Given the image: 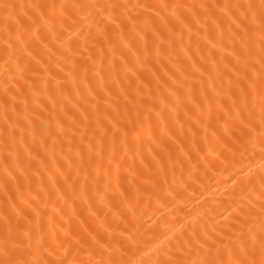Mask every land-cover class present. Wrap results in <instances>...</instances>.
Here are the masks:
<instances>
[{
	"label": "snow or ice",
	"instance_id": "1",
	"mask_svg": "<svg viewBox=\"0 0 264 264\" xmlns=\"http://www.w3.org/2000/svg\"><path fill=\"white\" fill-rule=\"evenodd\" d=\"M0 13V58L3 59L5 73L11 71L10 65L17 70L19 80H24V86L29 90L31 103L38 110L29 112L27 97L19 102L25 113L23 119L28 134L40 151L33 155L25 148L26 166L20 168L19 177L13 178H23L30 186L32 177L42 175L41 169L47 168L46 158L56 169L49 176L54 192L45 193L47 199L40 201L39 197L29 198L21 194L19 203L9 198V203L0 213V221L3 222L0 264H122V261L111 257L93 261L90 256L86 262L77 260L75 256L69 257L73 249L77 254L88 248L111 251L109 241L104 240L100 233L85 229L77 236L70 230L71 221L77 215L78 200L88 203L91 213L89 180L96 194L100 195L101 181L105 189L113 186V180L117 189L123 188L122 168L134 179L142 174L140 170L131 171L135 159L141 155L139 150L132 164H128L125 157L117 158L116 133L120 132L124 137L122 146L127 150V125L124 128L113 125L115 131L110 137L109 129L104 128L95 143V132L92 138L87 136L88 125L92 122V115L99 112L100 101L93 97L96 102L89 106L90 113L89 107L77 99L81 97L77 79L87 87L91 70L107 90L108 85L102 75L106 51L111 57L110 71H116L118 58L123 80L127 81L128 88L135 87V95L124 87L118 88L124 95L128 123L135 127L139 122L143 126L144 121L150 122L155 115L160 124L158 138L154 137L150 124L148 128L149 141L160 150L152 157L159 171L165 170L168 164L173 169L184 166L182 159L174 158L172 149L175 146L183 152L184 140L181 137L186 135L185 124L193 143L197 135L194 129L202 127L203 138L207 142L209 130L220 139L216 136V125L225 134L230 133V126H235L240 130V136L234 141L237 150L247 152L251 149L255 154L258 149L264 158V0H247L243 4H150L133 3L131 0L84 3L75 0L72 3L19 5L0 0ZM114 38L120 45L119 57ZM137 41L139 47L136 46ZM81 48L88 51L83 63ZM91 48L98 52L99 63L94 59ZM177 48L184 53L188 67L174 55ZM129 55L134 58V63L128 59ZM165 60L172 64L171 69L164 64ZM65 68H68L67 72ZM153 68L162 71L163 75H158ZM25 72L29 73L27 79L24 78ZM145 72L150 79H145ZM61 74L68 77V83L73 86L71 90L65 88ZM19 80L12 76L3 84L0 103L5 109L6 122L10 101V110L19 115L17 97L23 96ZM153 81L155 88L152 87ZM113 83L119 86L123 81L115 79ZM50 85L54 87V93ZM88 92L91 96L90 88ZM72 99H76L75 104ZM166 112L171 113L178 125L179 135L168 127ZM104 118L108 119L107 116ZM95 123L100 126L99 117ZM17 128L19 143L23 146L26 129L18 121L9 125L4 135L8 155L19 161ZM77 134L80 143L87 140L88 156L85 160L79 148L76 149L78 162L73 175L70 154ZM231 135L235 136V133ZM106 137L110 142L107 151ZM136 139L139 141L140 137L137 135ZM65 143L68 144L67 152L63 147ZM57 145L60 146L59 158L64 161L59 166ZM40 152L44 153L43 157ZM156 156L160 159L157 160ZM34 162L39 167L35 172H29ZM140 163L143 169L149 168L143 160ZM65 165L66 171H62ZM242 172L243 169L234 175L239 177ZM57 173L65 182L64 188L56 187ZM233 184L239 187V192H234L229 198L230 203L225 209L227 215L221 214L222 220L211 223H193L176 239L175 251L165 252L164 258H158L153 264H264V165H261L258 188L250 177L234 180ZM152 188L155 191L156 184ZM106 196L105 191L100 195L101 200ZM56 217L61 221L63 240L57 239L49 244L44 237L45 223L51 225ZM57 249H62V252L58 254Z\"/></svg>",
	"mask_w": 264,
	"mask_h": 264
},
{
	"label": "bare ground",
	"instance_id": "2",
	"mask_svg": "<svg viewBox=\"0 0 264 264\" xmlns=\"http://www.w3.org/2000/svg\"><path fill=\"white\" fill-rule=\"evenodd\" d=\"M12 4H31V3H72L75 0H6ZM80 2L88 3L94 2V0H80ZM136 3H173L182 2L187 4H212V3H246L247 0H131ZM2 15V13H0ZM114 43H117V57L120 54V45L114 38ZM136 46L139 47V42H136ZM107 47V46H105ZM203 47V44H202ZM94 59L99 63V54L95 48H91ZM88 51L81 48V63L84 58L87 57ZM179 57L180 62L188 67L187 60L184 59V53L178 48L174 53ZM45 58L46 54H45ZM110 54L105 52V59L103 64L104 81L107 83V90L103 89L100 78L93 74L90 70L88 73L89 84L85 87L80 83L79 91L81 93V104L85 107H89L96 101L93 97H98L100 101L99 112L92 115V122L88 125L87 136L92 138L93 132L96 133L93 142L99 139L104 128L109 129V137L112 131H115L113 125L118 128H124L127 125L128 135L126 138L127 150L124 149L123 142L124 137L120 132L116 133V149L117 158L125 157L128 164H132L133 157L137 153V150L141 153L139 157L135 159L134 168L131 170H140L142 174L133 177L121 169V180L123 181V188L117 189L115 186V180H113V186L105 189L104 183L101 181L99 192L103 195L105 191L107 196L101 200L100 195H97L92 185L91 179L89 180L88 194L91 203V213L88 210V203L83 201H77L76 213L71 221V231L74 235H79L83 230L90 232L100 233L104 240L109 241L111 251L101 252L95 248H88L86 251L75 253L74 249L69 252V257L75 256L77 260L88 261L89 257L93 261H99L101 259H108L109 257L122 261V264H153L158 258H164L165 252H174L176 239L180 237L182 232H187L189 226L193 223L204 224L211 223L214 220H222L223 215H227L225 209L230 203V197L234 192H239V187L234 186L233 181L250 177L251 181L257 185L261 175V165H264V158L261 157L259 150L257 149L255 154L249 149L247 152H243V149L237 150L234 145V141L240 136V130L235 126H230V133L225 134L222 128L216 125V136L220 137L218 140L212 135V130H209L207 142L204 140V132L202 127L197 131L195 137V143H193V137L188 132V125L185 124L184 136L181 139L184 140L183 152L173 146L174 158L179 157L184 161V166H177L172 168L171 164H168L167 168L163 171L158 170V166L152 161V157L159 152V148L155 143L149 141L148 128L151 125L154 137L160 136V124L157 121L155 115H153L151 121H144L143 126L139 122L135 127L128 123L129 113L125 112V100L124 95L118 91L119 87H124L131 95H135V87L128 88V83L123 80L122 65L117 58L116 71L111 72L109 69ZM128 59L134 63V58L130 55ZM54 62V61H53ZM175 62V61H174ZM164 64L168 65V69L172 68L167 60ZM11 71L5 73L3 59L0 58V94H2L3 84L12 76L18 77L17 70L9 66ZM174 70V69H173ZM68 68H65V72ZM153 71L158 75H163L162 71H158L157 68H153ZM171 75V72H169ZM28 72H25L24 78L27 79ZM65 81V88L72 89V85L68 83V77L61 74ZM60 78V77H58ZM115 79H121L123 83L116 85L113 83ZM145 79H150L145 72ZM21 91L23 96L17 97V113H13L11 109V101L9 102L8 121H5V109L0 103V213L3 212L9 198H12V202L19 203L18 197L22 194L25 197H39L40 201L47 199L45 193L54 192L52 184L49 182V176L55 172L53 162L50 159H45L46 169H41L43 173L40 176H33L31 179V185L25 183L23 178L19 180L13 177L20 176V168L25 167L27 163V154L25 148L36 155L39 152L37 143H34L32 137L28 134L29 130L26 127L23 119L25 113L22 105L19 104L20 100L24 97L29 99V112L37 111L34 105L31 103V95L26 86H24V80H19ZM219 85V81H217ZM152 87L155 88V82L153 81ZM52 92L55 89L50 85ZM92 90V95H89L88 89ZM127 94V93H125ZM75 96V92H73ZM131 99V96H129ZM47 104V101H44ZM72 103H76V99H72ZM50 106V105H49ZM79 106V105H78ZM131 107V106H130ZM89 107V112L91 113ZM167 120L166 123L169 128L178 132V125L175 124L171 113H165ZM107 116L108 119L104 117ZM215 116V109L213 111ZM99 117L100 126L97 127L95 120ZM134 118V112H133ZM19 122L21 127H25L24 144L20 145V132L19 128L16 129L17 145L16 150L19 153V161L8 155L5 149V135L4 130L9 128V125L14 122ZM111 121V123H109ZM183 122V117L182 121ZM215 125V120H213ZM67 130V125H66ZM83 131V126H81ZM235 133L232 136L231 133ZM71 135V134H69ZM139 136V141L136 136ZM39 139V133L37 134V140ZM10 143V141H9ZM109 138L104 140L105 150L109 147ZM51 142L49 141V145ZM87 140L82 144L79 142V134L73 141L71 159L73 161L72 174L75 175V167L78 162L76 155V149L79 148L80 153L87 160L88 150L86 147ZM64 151H68V144L63 145ZM57 166L64 164V161L59 158L60 146L57 145ZM243 152V154H241ZM43 157L44 153L40 152ZM159 160L160 156H156ZM143 160L145 164H149L148 169H143L140 161ZM39 167L35 162L29 169V172H35ZM65 165L62 171H66ZM7 169V171H6ZM240 176L237 177L234 173L240 172ZM50 170V171H49ZM11 174V176L9 175ZM94 176L95 173L93 172ZM57 185L56 187H65V182L59 173L56 174ZM128 181H133L129 184ZM83 182V172H81V180ZM245 183L247 180L245 179ZM156 184L155 191L152 185ZM66 190V189H65ZM121 192L124 195H121ZM55 197L53 196V200ZM51 207V205H50ZM231 211V209H229ZM65 212L71 214L68 209ZM11 214V210L9 209ZM94 213V214H93ZM67 227V225H64ZM61 221L59 217L53 220L51 225L45 223L44 237L45 240L51 244L53 241L60 239L63 240V233L60 232ZM3 229V222L0 221V230ZM58 254L62 252V249H57Z\"/></svg>",
	"mask_w": 264,
	"mask_h": 264
}]
</instances>
